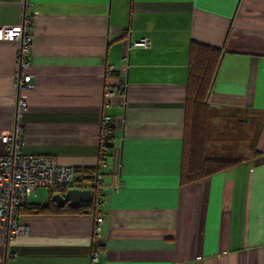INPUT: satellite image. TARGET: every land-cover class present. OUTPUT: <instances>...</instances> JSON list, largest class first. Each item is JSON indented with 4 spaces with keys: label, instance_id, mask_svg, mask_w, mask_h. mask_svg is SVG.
I'll list each match as a JSON object with an SVG mask.
<instances>
[{
    "label": "crops",
    "instance_id": "obj_1",
    "mask_svg": "<svg viewBox=\"0 0 264 264\" xmlns=\"http://www.w3.org/2000/svg\"><path fill=\"white\" fill-rule=\"evenodd\" d=\"M25 15L32 88L17 118L22 151L95 167L101 117L110 116L98 264H264V155L252 156L264 152V0H0V26ZM140 38L149 46L132 45ZM193 41L221 49L207 121L243 115L256 133L239 164L186 182L188 162L225 157L211 153L206 122L188 145ZM17 46L0 40V132L16 119ZM53 195L38 188L28 199L22 233L7 239L0 224V264H89V211L29 213Z\"/></svg>",
    "mask_w": 264,
    "mask_h": 264
},
{
    "label": "built area",
    "instance_id": "obj_2",
    "mask_svg": "<svg viewBox=\"0 0 264 264\" xmlns=\"http://www.w3.org/2000/svg\"><path fill=\"white\" fill-rule=\"evenodd\" d=\"M0 40L17 41V71L15 87L17 98L15 102V122L6 130L0 132V140L4 151L0 153V224L5 229L7 239L24 231L19 220V208L35 194L38 188H46L51 194H64L67 190L76 188L74 168L61 165L54 156L45 154H26L22 151L24 144L23 126L17 121L21 112L26 109L27 102L22 95L24 90L32 88V74L29 72L31 54V20L25 15L20 24L0 26ZM133 46L148 47V38H140L132 43ZM106 72H112V66H107ZM119 89L124 86L119 85ZM106 96H112L113 90H106ZM110 116L101 117L100 139L108 136ZM103 142V141H102ZM105 166L104 152L98 153L97 172L93 175L92 185L86 188L91 192L93 216L89 264H98L103 245L102 225L104 212L98 209L102 203L104 183L100 169Z\"/></svg>",
    "mask_w": 264,
    "mask_h": 264
},
{
    "label": "trees",
    "instance_id": "obj_3",
    "mask_svg": "<svg viewBox=\"0 0 264 264\" xmlns=\"http://www.w3.org/2000/svg\"><path fill=\"white\" fill-rule=\"evenodd\" d=\"M189 60H188V78H187V114L188 124L191 129L189 130L191 135L188 139V145H191L193 139L199 137V133L202 136L204 131V124L206 122V116L208 108L203 105L205 96L208 92L210 81L214 75L218 61L221 55V49L207 44L199 42H191L188 48ZM101 145L99 152L106 150L111 147L112 134L109 128L108 136L100 139ZM103 141V142H102ZM264 152H252L253 157L263 156ZM241 162L239 158L227 159L223 157H204L199 162L200 166H193L194 162H188L190 172L187 174L185 181H191L197 178L206 177L214 174L218 171L226 169L228 167L237 165ZM75 172V184L80 186L84 182L86 186H91L93 182V175L97 172V167H86V168H74ZM79 184V185H78ZM27 202L19 208V213L26 207ZM92 199L88 202L58 207L52 201L48 204L32 205L29 213L31 214H79L89 211H93Z\"/></svg>",
    "mask_w": 264,
    "mask_h": 264
},
{
    "label": "rangeland",
    "instance_id": "obj_4",
    "mask_svg": "<svg viewBox=\"0 0 264 264\" xmlns=\"http://www.w3.org/2000/svg\"><path fill=\"white\" fill-rule=\"evenodd\" d=\"M208 112V111H207ZM208 113L206 116V124L208 130V138L211 143L217 144V150L212 151V154L219 152L225 157L223 158H239L242 156H250V143L253 141V138L256 133V128L253 123L249 121V124H242L248 119L246 116L240 115L239 118L236 117H222V123H219L217 126H212L213 123L207 121ZM215 147V146H214ZM229 150V151H223ZM235 156V157H232ZM252 157V156H251ZM207 158H213V156H207ZM46 191L47 189L44 188ZM48 191V190H47Z\"/></svg>",
    "mask_w": 264,
    "mask_h": 264
},
{
    "label": "water",
    "instance_id": "obj_5",
    "mask_svg": "<svg viewBox=\"0 0 264 264\" xmlns=\"http://www.w3.org/2000/svg\"><path fill=\"white\" fill-rule=\"evenodd\" d=\"M90 199L89 190H79L77 188L67 190L64 195L54 194L52 200L58 207L64 206L65 204L77 205L80 202H85Z\"/></svg>",
    "mask_w": 264,
    "mask_h": 264
}]
</instances>
